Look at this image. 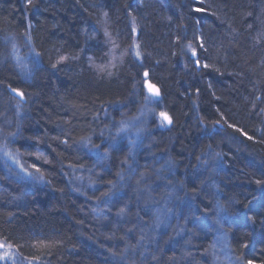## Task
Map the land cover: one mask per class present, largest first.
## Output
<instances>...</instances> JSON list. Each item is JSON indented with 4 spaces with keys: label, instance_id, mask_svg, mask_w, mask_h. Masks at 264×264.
Returning <instances> with one entry per match:
<instances>
[{
    "label": "trees",
    "instance_id": "obj_1",
    "mask_svg": "<svg viewBox=\"0 0 264 264\" xmlns=\"http://www.w3.org/2000/svg\"><path fill=\"white\" fill-rule=\"evenodd\" d=\"M3 100L5 150L43 176L0 150V241L25 264H218L217 227L232 264H264V0H0Z\"/></svg>",
    "mask_w": 264,
    "mask_h": 264
},
{
    "label": "rangeland",
    "instance_id": "obj_2",
    "mask_svg": "<svg viewBox=\"0 0 264 264\" xmlns=\"http://www.w3.org/2000/svg\"><path fill=\"white\" fill-rule=\"evenodd\" d=\"M11 94L15 95L12 92H11ZM154 98H156V97H154ZM21 101L23 103L22 106L26 104V103L24 104V102H25L24 101V98ZM0 103H1V106H4V108H7V109H8V105H12V103H9L7 100H3ZM22 106L20 107L21 109L23 108ZM6 113H7V116H6L7 118L5 117L3 120H0V145H1L0 150L3 149V152L2 153L4 155H5V152L11 153V155H13L12 152H11V150L9 152V150H5V149H9V147H8L9 145L7 144L8 140L10 138L9 131H10V128H11L12 124L14 126V124H15L14 122H16V118H17L16 116H18V114L20 112H19V110L17 108L16 111H15V113L13 112L14 113L13 115L10 112L9 113L6 112ZM263 117H264V111H263ZM161 121L162 120L160 119V122H159L160 127L161 128H164V129L168 128V126L165 124V122H164V126H161ZM139 135H141V134H139ZM141 137H142V135H141ZM142 138L136 136V138H134L133 140H127L125 142V144L128 146L127 149H128V151L130 153H132L133 151H135V149H138L139 148L138 141H139V139H142ZM11 155H5L7 161L9 162V164L18 173H20V175H28L27 171L25 172L23 170L22 165H19L18 164V160L14 156H13V158H11L10 157ZM131 160H129V161L126 162V167L127 168L130 167ZM87 172H89V171L87 170ZM30 173H31L32 177H29V179L31 181H33V183H36V181L40 177V174H38L37 171H32ZM101 173L102 172H100L98 169H94L92 171V174L93 175H100ZM155 175H160L161 176V175H163V173H162V171H160V172H157ZM156 180H158V179H156ZM146 182H149V177L140 179L138 181H132V183H130V188L133 189V190H136L138 192H141L142 190H144V188L146 186L145 185ZM164 185H165V183L162 182L161 183V187H158V188H162ZM141 196L144 198V201L150 207H152L154 209H166V208H168V206L170 205V199L173 198V196L171 197V195H169V194H167L166 195L167 197H166L163 194L162 190L159 192L158 195H156V190H152V192H151L148 189L145 190L144 193ZM191 209L194 212V214L195 213H198L197 206L193 205V207ZM198 216H199V214L196 215V216H194V218L192 219L191 222H193L194 224H196V222H197V225L199 226L197 228H199V229H205L206 230V228L208 227V226H206L207 223L205 221L199 222L197 220L198 219L197 218ZM224 228L225 227H217V228L211 229V231L213 233L215 232V234L213 236L214 237L213 240H214V242L216 244L211 248V252L209 254H211V255L214 256L213 261L214 262H217L218 264H232L233 263V259L235 257V254L230 249V243H229L228 233H227V230L224 229ZM194 231L195 230H193L192 233ZM196 231H198V229ZM4 251H8V249H0V255H2ZM8 253H9V257L10 258H8L6 260H2L5 264H25V262L21 261L20 258L15 257V255L12 254L11 252L8 251ZM209 264H210V262H209ZM243 264H254V263H243Z\"/></svg>",
    "mask_w": 264,
    "mask_h": 264
},
{
    "label": "snow or ice",
    "instance_id": "obj_3",
    "mask_svg": "<svg viewBox=\"0 0 264 264\" xmlns=\"http://www.w3.org/2000/svg\"><path fill=\"white\" fill-rule=\"evenodd\" d=\"M29 3H31V0H29ZM197 11H199V9H197ZM105 15H107V14L105 13ZM132 30L135 31V28H133ZM105 34L107 35V33H105ZM187 47H188V50L191 52V56L192 57H197L198 53H197L196 49L194 47H192V45H188ZM199 47L200 48H203V43L202 42L200 43ZM132 49L134 50L135 56L137 58H139L140 55H141V53L139 51V45L138 44H133L132 45ZM36 55L39 56V53H37ZM19 59L20 58L17 57L18 62H19ZM60 59L61 60H64V59H66V57H61ZM89 59L91 61V58H89ZM195 63H196L197 66H199V64H200V62H199L198 59L195 60ZM53 67H56V65L54 64ZM203 67L207 68V67H209V65L205 64V65H203ZM108 74L111 75V73H108ZM148 75H149L148 72H144V77L145 78H147ZM10 91L12 93H15V95L17 97H19L20 100H23L24 93L22 91H20L17 88H11V87H10ZM147 91H148L149 95L144 96V100H145V102H148V103L153 102V98L154 97H160V95H161L159 88H157L154 84H151V83H147ZM19 106L20 105L18 103L17 104V108L18 109H19ZM262 111H264V110H262ZM159 115L162 118L161 126H164V122L165 121L167 122L168 125H171L172 124V119L167 115V113L161 112ZM124 131H126V128L122 126L119 129V132H124ZM119 132H118V134H119ZM249 138L251 139V137H249ZM96 147H99V146H96ZM5 155H11V154L5 152ZM97 156H98V159H101L102 160V159H104V158L107 157V152L104 153L103 157H101L99 153H97ZM36 170L39 171L38 168ZM24 171L26 172L27 170L24 169ZM28 175H31V173H28ZM39 179L42 180L43 179V176L41 175L39 177ZM104 195H108V193H104ZM121 211H123V209H121ZM7 248H11V244L7 243V239L5 238V240L0 241V249H7ZM8 258H10L8 251H4L3 254L0 255V260H6Z\"/></svg>",
    "mask_w": 264,
    "mask_h": 264
},
{
    "label": "bare ground",
    "instance_id": "obj_4",
    "mask_svg": "<svg viewBox=\"0 0 264 264\" xmlns=\"http://www.w3.org/2000/svg\"><path fill=\"white\" fill-rule=\"evenodd\" d=\"M147 78H148V77H147ZM147 78H145V79L147 80ZM148 81H150V80H148ZM146 82H147V81H146ZM150 83H151V84H154V83H152L151 81H150ZM154 85H155V84H154ZM155 86H157V85H155ZM157 87H158V86H157ZM158 88H159V87H158ZM145 89H146V87H145ZM146 91H147V89H146ZM147 93H148V91H147ZM148 94H149V93H148ZM165 113H166V112H165ZM167 115L169 116V114H168V113H167ZM169 117H170V116H169ZM160 119L162 120V118H161V117H160ZM165 124L168 126V128H169V127L172 125V124H171V125L169 126V125L167 124V122H166V121H165ZM168 128H166V129H168ZM166 129H164V128H161V130H166Z\"/></svg>",
    "mask_w": 264,
    "mask_h": 264
},
{
    "label": "water",
    "instance_id": "obj_5",
    "mask_svg": "<svg viewBox=\"0 0 264 264\" xmlns=\"http://www.w3.org/2000/svg\"><path fill=\"white\" fill-rule=\"evenodd\" d=\"M147 83H150V81H147L146 83H145V87H146V89H147ZM157 87V86H156ZM158 88V87H157ZM160 90V89H159ZM15 94V93H14ZM156 98H159V97H156ZM170 126V125H169Z\"/></svg>",
    "mask_w": 264,
    "mask_h": 264
}]
</instances>
